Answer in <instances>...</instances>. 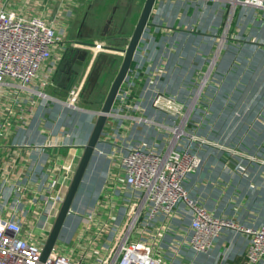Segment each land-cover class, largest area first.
I'll use <instances>...</instances> for the list:
<instances>
[{
	"label": "crops",
	"instance_id": "1",
	"mask_svg": "<svg viewBox=\"0 0 264 264\" xmlns=\"http://www.w3.org/2000/svg\"><path fill=\"white\" fill-rule=\"evenodd\" d=\"M68 1L71 3V0ZM118 1L113 7L115 14L112 22L108 23L110 18L105 22L110 33L115 32L120 27L123 17L128 15L127 28H129L130 23H134L132 19L138 8L136 0H127L128 3H133V9L131 13L125 14L127 8L117 4ZM160 1H157L154 10L160 5ZM61 2L62 0H11L8 6L10 10L20 15L35 14L48 22L54 20L58 24V30L66 35V43H60L53 51L51 64H54V71L45 89L51 98L45 100L29 93L19 95L20 101L16 102L14 101L16 96L14 90L0 93V205L2 206L0 213L4 216L12 212L16 206L15 201L20 199L18 211L28 209L27 219H30V214L37 205V201L41 200L38 205L44 203L40 197L43 196L46 187L40 183L39 179H43L45 183L50 181L52 183L59 179L58 181L62 184L59 186L55 184L51 191L57 190L58 186L66 192L81 156L82 146L86 144L95 123L96 112L94 110L86 111L85 117H88L86 119L79 116L77 109L74 110L63 102L52 99L59 98L60 100L62 99L60 97L67 95L70 87L67 89L63 83L73 82L74 62L72 56L69 55L71 53H66L68 49L65 45L72 34V27L78 20L73 11L67 14L55 12L61 6L66 5ZM120 2L123 3V1ZM158 18L162 21L164 16L161 15ZM83 22H81L80 29L84 26ZM156 29L155 24L151 25V31ZM157 34L156 32L158 37ZM78 45L81 47L80 43ZM142 47L143 44H140L136 56L140 50L143 51ZM67 58H69L68 61H66ZM96 59L95 56L92 64L96 62ZM54 81L56 85L53 86ZM33 86L39 87L36 82ZM135 96L139 98L138 93ZM34 101L37 102L36 105ZM31 107L33 111H27L26 108ZM144 110L142 115L148 119L147 122L122 118L118 120L119 123L127 126L126 140L137 146L165 149L168 139L163 135L164 128L160 127V124L166 123L165 114L153 108L150 100H145ZM22 114L25 120L21 122L20 115ZM4 120L5 124L2 123ZM256 120L258 125L261 124L259 133L262 137V146L257 140L253 143V147L261 146L262 153H264V120L255 117L252 123L256 124ZM192 132L200 138L204 137L195 128ZM197 143L195 147L202 154L204 163L185 181V187L191 196L217 216L233 218L245 226L263 224L264 171L261 172L254 168L244 175L230 172L226 170L227 159L224 155L208 156L205 153L206 144L199 141ZM100 149L106 151V154L97 152L93 157L73 205L72 213L75 210L81 211V213L78 212L81 214L80 219L71 218V213L61 233L62 241L72 243V248L77 247L78 252H83L85 249L94 253L97 249L100 251L102 246H111L116 234H120L126 228L128 212L134 204L133 193L120 177L122 172L112 157L111 146L104 143L101 144ZM51 183L48 186H51ZM45 193L47 194V191ZM90 213L95 216L97 221L95 224L87 223L83 219L84 215ZM56 214L57 212L54 211L49 217V230ZM20 216L21 214L17 217ZM190 220V215L182 205L176 218L172 220L171 226L158 222L147 230H141V234H136L133 238L154 244L155 247L160 246L161 254L172 260L174 264H188V262L204 264L209 260L214 264L217 262L215 257H219L227 249L233 256L232 264H247L245 258L249 237L232 230H224L208 254H197L192 251L187 245ZM140 225L142 228L143 224ZM162 228H165V231ZM146 233L148 235L143 236Z\"/></svg>",
	"mask_w": 264,
	"mask_h": 264
},
{
	"label": "built area",
	"instance_id": "2",
	"mask_svg": "<svg viewBox=\"0 0 264 264\" xmlns=\"http://www.w3.org/2000/svg\"><path fill=\"white\" fill-rule=\"evenodd\" d=\"M10 1L0 0V93L14 90L16 102L20 101L19 95L29 93L46 100L51 98L45 89L54 71V64H51L53 51L60 43H66V35L58 30L54 20L48 22L39 15H20L10 10ZM82 46L92 53V59L101 51L115 52L107 48L106 40ZM35 82L39 87L33 86ZM134 87L132 78L128 76L96 150V153L106 154L100 149L101 144L111 146L112 157L122 172L120 177L133 193L134 204L129 209L126 228L116 234L111 246H102L94 253L65 247L67 242L62 241L60 236L47 260L41 262L43 246L50 231L49 217L58 211L65 192L62 187L58 188L62 184L59 179L52 183L39 179L47 194L44 191L40 197L43 206L38 205L41 200L37 201L30 219H27L28 209L18 211L20 199L15 201L16 206L8 216L0 213V264H174L161 254L160 246L136 240L133 236L140 235L141 230H147L158 222L171 226L182 205L191 218L187 245L192 251L208 254L221 233L232 230L249 237L246 263L264 264V223L245 226L233 218L217 216L186 189L185 181L189 175L203 166L204 158L195 146L198 141L203 144L205 140L186 131L191 125H188L189 114H184L181 101L157 90L151 96L152 107L165 114L168 120L160 124L164 128V137L168 139L165 149L137 146L126 140L127 126L119 123V119L148 121L142 115L145 93L137 98ZM80 89L76 87L68 101L52 99L75 107ZM26 109L33 111L32 107ZM24 120L23 114L20 115V121ZM50 183L52 185L48 186ZM55 184H58L57 190L51 191ZM18 213L21 214L19 218ZM83 219L87 223L97 222L92 213L84 215ZM140 224H143L142 228ZM162 230L165 231V228ZM146 235L148 233L143 236Z\"/></svg>",
	"mask_w": 264,
	"mask_h": 264
},
{
	"label": "rangeland",
	"instance_id": "3",
	"mask_svg": "<svg viewBox=\"0 0 264 264\" xmlns=\"http://www.w3.org/2000/svg\"><path fill=\"white\" fill-rule=\"evenodd\" d=\"M116 1L62 0L66 5L55 12L73 11L78 20L65 45L68 52L77 48L74 40H106L108 45L121 48L127 45L144 0L135 1L138 8L134 23L122 36L108 38L103 29ZM161 15L162 21L158 18ZM81 22L84 26L80 29ZM151 23L157 29L147 27L141 43L143 51L135 57L128 75L135 84V93H145L148 101L157 90L181 101L184 114H189L188 125L204 135L205 153L224 155L226 170L242 175L254 168L264 171L261 124L257 120L252 123L255 117L264 120V0L262 6L254 5L253 0H161ZM88 52L78 78L63 83L70 88L67 95L60 97L68 101L70 93L81 87L75 107H70L83 117L87 110H100L122 61L120 53L101 51L95 63L109 64L102 62L96 68ZM191 126L186 129L188 133L194 129ZM257 140L261 146L255 148ZM78 212L81 213L75 210L71 218L78 219ZM228 250L216 256L214 264H232L233 256ZM204 264L213 263L209 260Z\"/></svg>",
	"mask_w": 264,
	"mask_h": 264
},
{
	"label": "water",
	"instance_id": "4",
	"mask_svg": "<svg viewBox=\"0 0 264 264\" xmlns=\"http://www.w3.org/2000/svg\"><path fill=\"white\" fill-rule=\"evenodd\" d=\"M157 1L158 0H144L137 21L132 29L128 43L125 47H107L117 53H120L122 55V61L115 77L112 80V83L100 110L96 112V119L90 136L86 144L82 146L81 156L72 174L69 185L64 195V199L57 211V214L43 246V250L41 253V262H45L47 260L60 239L66 220L72 212L76 196L86 176L90 163L96 154V150L101 141V137L106 127L108 117L112 112L118 94L132 69V65L136 57V52L138 51V48L143 40L145 31L147 27L152 24L151 16L157 4ZM80 44L94 45V42L84 41ZM75 50H77V53L73 57V61L76 63L73 66V71L75 73L72 76L73 82L78 78L81 71L80 69L82 68L83 63L86 61L89 53L86 48H73L71 49V52L73 53ZM96 65L98 66L100 64L97 63Z\"/></svg>",
	"mask_w": 264,
	"mask_h": 264
},
{
	"label": "flooded vegetation",
	"instance_id": "5",
	"mask_svg": "<svg viewBox=\"0 0 264 264\" xmlns=\"http://www.w3.org/2000/svg\"><path fill=\"white\" fill-rule=\"evenodd\" d=\"M120 1H123V3H121ZM117 4H119V5H121V6H125L127 9H126V12H125V14H127V13H131V11H132V9H133V7H132V5H133V3H128L127 2V0L125 1V0H119L118 2H117ZM118 5V6H119ZM115 12V9H113V15L110 17V19L108 20L109 22L108 23H111L112 22V20H113V17H114V13ZM127 17H129V15L128 16H125V17H123V19H122V21H121V24H120V27H118V29H116V31L115 32H111L110 33V30H109V28H107V26H105V28L103 29V33H105V35L109 38V37H117V38H120L121 36H122V34H123V32H125L126 31V29H127V25H128V22H127ZM114 33V34H113ZM82 42H84V41H82ZM82 42H80V40H74V46L75 47H77L76 45H78L79 43H82ZM77 43V44H76ZM81 45V47H79V45H78V47L77 48H85V47H83L82 45H84V44H80ZM108 46H112V45H108V43H107V47ZM114 46H116V47H120V46H118V45H114ZM77 50H75L73 53L71 52V50L68 52V50H67V54L68 53H71V54H69V55H71L72 56V58L76 55V52ZM118 54V53H117ZM96 58H97V56H96ZM69 60V58H67L66 59V61H68ZM105 60H107V59H105ZM74 62V61H73ZM104 64H109V62H104V61H102ZM101 62V63H102ZM97 63H99V64H101L99 61H97ZM97 63H95V64H97ZM74 64H76L75 62H74ZM84 64H85V62L83 63V65H82V68L80 69L81 71H82V69H83V66H84ZM111 64V63H110ZM68 65V64H67ZM96 68H97V65H96ZM80 71V72H81ZM95 73V72H94ZM73 74H75L74 73V71H73ZM101 75H102V72L100 73H98V78H100L101 77Z\"/></svg>",
	"mask_w": 264,
	"mask_h": 264
},
{
	"label": "bare ground",
	"instance_id": "6",
	"mask_svg": "<svg viewBox=\"0 0 264 264\" xmlns=\"http://www.w3.org/2000/svg\"><path fill=\"white\" fill-rule=\"evenodd\" d=\"M253 4L262 5V0H253Z\"/></svg>",
	"mask_w": 264,
	"mask_h": 264
}]
</instances>
